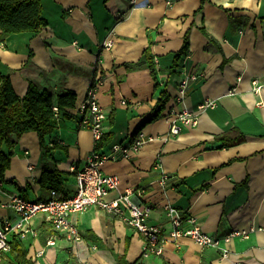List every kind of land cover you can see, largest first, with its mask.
<instances>
[{
    "label": "crops",
    "instance_id": "0c3cea01",
    "mask_svg": "<svg viewBox=\"0 0 264 264\" xmlns=\"http://www.w3.org/2000/svg\"><path fill=\"white\" fill-rule=\"evenodd\" d=\"M44 16L48 26L38 35L3 36L0 30V63L13 71L20 96L32 82L55 95L75 92L77 106L101 77L98 99L108 120L98 152L109 155L113 145H127L139 133L146 140L131 157L119 151L116 160L102 164L103 172L120 179L108 199L135 188L133 200L151 207L150 223L166 234L171 230L168 204L195 216L214 236L253 231L232 241L228 257L179 238L166 241L162 255L141 258L143 235L114 214L91 207L72 216L82 235L77 243L61 235L47 246L54 231L45 215H38L33 232L19 237L27 259L32 264H117L116 253L132 264H264V87L256 90L264 83V0H44ZM149 47L158 90L151 70L138 65ZM188 76L196 79L183 94L181 83ZM164 90L168 101L155 116ZM206 99L215 100L216 108L199 113L196 126L170 136L169 110L197 111ZM74 111L54 135L65 148L48 159L42 157L37 133L18 140L0 187V223L19 220L2 204L10 193L28 200L49 198L50 189L40 185L44 168L65 174L60 196L74 194L71 168H81L95 150L92 132ZM233 129L243 133L244 141L221 148L217 137ZM16 257L12 248L0 264H17Z\"/></svg>",
    "mask_w": 264,
    "mask_h": 264
},
{
    "label": "built area",
    "instance_id": "2783aa9c",
    "mask_svg": "<svg viewBox=\"0 0 264 264\" xmlns=\"http://www.w3.org/2000/svg\"><path fill=\"white\" fill-rule=\"evenodd\" d=\"M133 2L135 0H132ZM191 79H196V77L188 76L181 83L183 94ZM101 84V77H96L91 82L85 98L74 111L75 114L82 116L80 125L92 132L95 143V150L86 158L84 165L81 168L76 166L71 168L75 172L77 182L74 194L63 197L60 196L59 192L50 190L48 199L28 200L19 193H10L8 200L2 204L14 210L19 216V220L16 223H12L10 220L0 223V263L12 251V236L16 235L23 238L28 233L33 232L32 222L40 214L45 215L54 231L47 241V246L55 245L58 236L61 235L74 243L81 241L82 235L73 223L72 216L83 213L91 207H99L114 214L143 235L145 246L141 258L162 255L165 242L169 239L177 240L179 238H190L201 248H215L222 252L223 257H228L230 254L229 245L232 241L237 237H247L253 231V227L249 230H234L225 237L214 236L202 229L195 216L183 215L177 207L168 204L165 206V210L171 230L166 234L161 225L150 223L151 207L146 204H138L133 200L132 196L137 191L135 188H128L119 197L112 200L108 199L109 194L118 189L120 179L116 175L103 172L102 164L105 161L116 160L115 154L119 151L122 152L124 158L131 157L132 153L141 150L146 140L144 134L139 133L127 145H113L112 153L109 155L101 154L96 150V146L106 134L105 124L108 120V115L101 107L98 99ZM262 87H264V83L257 86L256 90L260 91ZM123 104H126V101H123ZM216 106L215 100L206 99L198 106L197 111L169 110V114L173 117L169 135L179 136L185 127L196 126L198 114L209 108L214 109ZM26 153L28 154V152ZM34 167V164H30L29 170L33 171ZM167 180L166 176L161 183L164 185ZM2 185L3 180L0 179V187Z\"/></svg>",
    "mask_w": 264,
    "mask_h": 264
},
{
    "label": "trees",
    "instance_id": "16d2710c",
    "mask_svg": "<svg viewBox=\"0 0 264 264\" xmlns=\"http://www.w3.org/2000/svg\"><path fill=\"white\" fill-rule=\"evenodd\" d=\"M48 26L44 16V0H0V30L3 36L12 34H40ZM188 36H186V45ZM32 54V53H31ZM177 59V57H176ZM138 65L151 70L155 80V88L159 89L154 56L151 48H147ZM12 70L0 63V179L4 180L6 172L11 167L14 150L18 140L26 133L35 132L39 137L43 159H48L52 153L65 148L60 146L54 135L64 120L73 118L77 108V94L73 91H63L57 95L46 89H40L30 82L26 93L20 96L12 83ZM168 101V94L160 92L155 106V116L161 114ZM57 108V111H55ZM81 122L82 116L75 114ZM243 133L236 129L221 135V148L235 146L244 141ZM99 149V144L96 150ZM65 174L57 167L44 168L40 177L43 189L55 190L65 194ZM12 248L17 251V264H32L27 259V249L18 236L13 235ZM117 264H132L126 255L115 253Z\"/></svg>",
    "mask_w": 264,
    "mask_h": 264
},
{
    "label": "rangeland",
    "instance_id": "374dc122",
    "mask_svg": "<svg viewBox=\"0 0 264 264\" xmlns=\"http://www.w3.org/2000/svg\"><path fill=\"white\" fill-rule=\"evenodd\" d=\"M13 193H18V192H13Z\"/></svg>",
    "mask_w": 264,
    "mask_h": 264
}]
</instances>
